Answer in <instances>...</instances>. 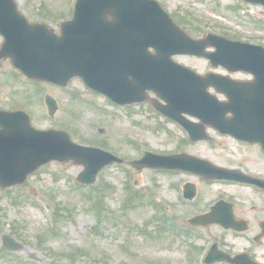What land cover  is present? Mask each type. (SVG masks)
Listing matches in <instances>:
<instances>
[{"label": "rangeland", "instance_id": "374dc122", "mask_svg": "<svg viewBox=\"0 0 264 264\" xmlns=\"http://www.w3.org/2000/svg\"><path fill=\"white\" fill-rule=\"evenodd\" d=\"M75 1L16 0L29 20L46 23L55 31L59 30L58 19L71 17ZM157 1L195 38L207 34L205 29L209 28L208 32L264 46V9L261 7L241 0ZM199 31L203 33L198 34ZM176 60L200 73L213 70L204 60L192 57ZM231 76L247 78L242 74ZM46 94L59 102L54 119L46 110ZM0 107L24 110L38 129H65L76 143L99 144L124 159H139L146 151L158 154L185 151L217 166L237 168L264 179V153L260 149L217 136L211 143L185 147L180 129L156 116L148 106L118 108L87 89L80 80L72 81L66 89L29 83L10 61H5L0 68ZM99 128L106 129L107 134H99ZM82 170L72 162H52L23 185L0 190V264H39L28 258L31 255L43 264H191L193 259L201 260L197 253L212 241L226 240L232 251H242L258 233V221L264 220V193L254 189L221 183L206 185L197 177H175L149 169L138 171L117 164L103 170L96 184L88 188L77 181ZM180 181L196 184L199 197L194 205L180 208L170 205L174 226L187 225L190 217L205 212L208 209L205 203L230 197L238 203L235 208L238 217L249 220V231L236 234L210 226L201 229L208 239L190 236L187 245L174 232L158 231L164 225L162 219L168 206L164 203L176 201L173 185L178 186ZM2 234L17 237L25 251L4 252ZM191 245L196 247V253L188 248ZM252 249L264 263V240L257 249Z\"/></svg>", "mask_w": 264, "mask_h": 264}, {"label": "water", "instance_id": "95a60500", "mask_svg": "<svg viewBox=\"0 0 264 264\" xmlns=\"http://www.w3.org/2000/svg\"><path fill=\"white\" fill-rule=\"evenodd\" d=\"M264 5V0H246ZM0 34L5 42L0 60L11 58L13 65L32 79L66 86L81 77L92 89L124 104L145 102L153 90L167 105L154 104L157 111L184 126L193 140L206 138L204 129L192 125L183 114L213 125L223 134L240 140L261 143L264 148V48L209 35L192 39L154 1L79 0L72 21L61 27V36L42 25H29L14 0H0ZM209 47L214 53H206ZM150 48L155 53L150 52ZM210 59L215 66L251 73V82H237L219 76L201 77L173 62L175 55ZM216 88L227 95L220 103L209 94ZM49 115L57 111L56 101L46 99ZM232 114V118H226ZM0 187L23 184L28 175L51 162L73 161L84 167L79 182L94 184L99 172L114 163H128L141 170H188L206 178L255 183L264 181L239 172L217 168L193 157L160 156L152 153L136 161H125L104 150L72 142L63 131H39L30 125L23 112L0 111ZM105 134V130H100ZM192 191V192H191ZM190 198L195 195L188 186ZM217 205L213 214L192 220L194 225L218 223L226 229L243 230L231 212ZM226 213V214H225ZM264 229V223L262 224ZM4 245L10 250L22 246L8 236ZM210 254L207 263L222 261ZM232 262L231 260H229ZM234 264H252L238 258Z\"/></svg>", "mask_w": 264, "mask_h": 264}, {"label": "flooded vegetation", "instance_id": "af4514ba", "mask_svg": "<svg viewBox=\"0 0 264 264\" xmlns=\"http://www.w3.org/2000/svg\"><path fill=\"white\" fill-rule=\"evenodd\" d=\"M183 138H187V134L185 132H183ZM221 138L230 140L231 142H234V143L239 144V145H242V146L257 147V146L249 145V144H246V143L238 142V141L234 140L231 137H221ZM212 141H214V140H212ZM212 141L207 142V143H211ZM197 145H200V144H192V143H190L188 146H185V147H195ZM182 152H185V151H182ZM181 174H184V173H181ZM186 175H188V174H186ZM188 177H193V176L191 174H189ZM195 177H197V176H195ZM197 178H198L199 182H202V183L204 182L206 185L212 184V182L206 181L203 178H200V177H197ZM186 183H188V182H186V181H180V184L177 187H175V189L178 188L177 189V196H176L177 203H178L177 205H194L195 202H196V200L199 197V188L196 187L197 188V197L195 198V200H193V201H187V200L184 199L183 189H184ZM223 183H225V185H231V182L223 181ZM234 184H236L237 186H242L241 184H238V183H234ZM178 190H179V192H178ZM219 200H223L225 202V205H233V211H234L235 216L237 218H239V219H243L240 216L238 217L237 212L235 210V208L238 205V203H236L235 201L231 200L230 197L229 198L218 197L217 198V201H219ZM217 201H215V202H217ZM214 203L207 202V203H205V205H213ZM167 205H170V204H167ZM207 208L209 209V207H207ZM208 209L205 212H203V213L208 212L209 211ZM220 249L223 250V248H221V246H220Z\"/></svg>", "mask_w": 264, "mask_h": 264}]
</instances>
